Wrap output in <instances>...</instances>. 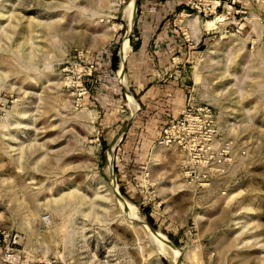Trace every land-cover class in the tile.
Segmentation results:
<instances>
[{"label": "rangeland", "instance_id": "obj_1", "mask_svg": "<svg viewBox=\"0 0 264 264\" xmlns=\"http://www.w3.org/2000/svg\"><path fill=\"white\" fill-rule=\"evenodd\" d=\"M0 264H264V0H0Z\"/></svg>", "mask_w": 264, "mask_h": 264}, {"label": "built area", "instance_id": "obj_2", "mask_svg": "<svg viewBox=\"0 0 264 264\" xmlns=\"http://www.w3.org/2000/svg\"><path fill=\"white\" fill-rule=\"evenodd\" d=\"M163 136L169 142L174 140L181 145H185V148L191 152V157L192 155L195 158L200 156L201 158L196 160V162H199L197 167H203L201 169H204L207 173L210 170L208 168L211 166H213L212 171H219L222 166V158L227 154L225 148H216V144L221 142L219 139L221 135L212 109L208 106L198 107L189 104L181 112L179 118L164 126ZM193 172L196 171L193 170Z\"/></svg>", "mask_w": 264, "mask_h": 264}, {"label": "bare ground", "instance_id": "obj_3", "mask_svg": "<svg viewBox=\"0 0 264 264\" xmlns=\"http://www.w3.org/2000/svg\"><path fill=\"white\" fill-rule=\"evenodd\" d=\"M135 8H136V6H135V2H130V4H129V6H128V8H127V13H126V15H125V19L128 21V24H130V20L132 19V17H133V14H134V11H135ZM208 25H213L212 23H210V24H208ZM126 56H127V51H125L124 52V55H123V59H125L126 58ZM124 203V204H123ZM122 204L124 205V207L126 208V209H131V211H132V209H133V211H135L136 212V209L132 206V204H130V203H128V202H126V201H124L123 200V202H122ZM132 211V212H133ZM131 212V213H132ZM136 214V213H135ZM136 216H138L137 214H136ZM140 221H141V223H143V219L141 218L140 219ZM143 225H144V223H143ZM149 231V230H148ZM150 235H152V239L156 242V243H160V238L161 237H159L160 235H157L155 232H150ZM164 242H165V244H166V248L167 249H169V250H171L172 252H176V254L178 255V252H177V250H176V247H174L171 243H169L168 241H166L165 239H164ZM167 249H165V250H167Z\"/></svg>", "mask_w": 264, "mask_h": 264}, {"label": "crops", "instance_id": "obj_4", "mask_svg": "<svg viewBox=\"0 0 264 264\" xmlns=\"http://www.w3.org/2000/svg\"><path fill=\"white\" fill-rule=\"evenodd\" d=\"M130 97H131V96H130ZM166 97H167V96H166ZM170 97L173 98V96H170ZM177 99L180 100V101L183 100V95H181V97H176V100H177ZM173 100H174V99H173ZM176 100H174L173 102H170V101H172V100H166V102H170V104H171V105H168V107H169V106H173L172 109L175 110V109H176L175 107H178V106H176V104H178V103H175ZM184 105H185V102H184ZM184 105H183V106H184ZM186 106H187V105H186ZM186 106H185V107H186ZM166 110H169V109H166Z\"/></svg>", "mask_w": 264, "mask_h": 264}, {"label": "trees", "instance_id": "obj_5", "mask_svg": "<svg viewBox=\"0 0 264 264\" xmlns=\"http://www.w3.org/2000/svg\"><path fill=\"white\" fill-rule=\"evenodd\" d=\"M115 65H117V58H115V56H113L112 59H111V66L115 67Z\"/></svg>", "mask_w": 264, "mask_h": 264}]
</instances>
